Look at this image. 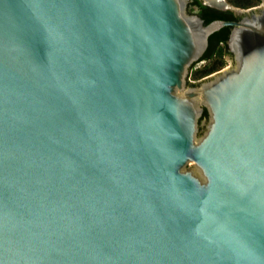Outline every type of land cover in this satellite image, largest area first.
<instances>
[{
  "label": "water",
  "instance_id": "water-1",
  "mask_svg": "<svg viewBox=\"0 0 264 264\" xmlns=\"http://www.w3.org/2000/svg\"><path fill=\"white\" fill-rule=\"evenodd\" d=\"M205 1L0 0V264H264V0Z\"/></svg>",
  "mask_w": 264,
  "mask_h": 264
},
{
  "label": "trees",
  "instance_id": "trees-1",
  "mask_svg": "<svg viewBox=\"0 0 264 264\" xmlns=\"http://www.w3.org/2000/svg\"><path fill=\"white\" fill-rule=\"evenodd\" d=\"M201 7L199 15L205 19L206 23L215 19H234L238 20L241 17L236 15L231 9L219 10L210 6L201 5V0H194ZM230 4L247 9L253 7L260 2V0H227ZM231 31L230 26H226L219 31H216L210 36L209 47L203 57L199 60L207 61L202 67L193 70L194 66L199 62H195L191 68V75L194 79H200L220 69L225 63V55L232 53L229 50L228 39ZM207 117V111L204 112L203 118Z\"/></svg>",
  "mask_w": 264,
  "mask_h": 264
},
{
  "label": "rangeland",
  "instance_id": "rangeland-1",
  "mask_svg": "<svg viewBox=\"0 0 264 264\" xmlns=\"http://www.w3.org/2000/svg\"><path fill=\"white\" fill-rule=\"evenodd\" d=\"M205 1V0H204ZM227 1V0H226ZM228 2V1H227ZM261 3H262V0H260V2H258V4L257 5H255V6H260L261 5ZM232 5V4H231ZM234 6V5H233ZM255 6H253V7H255ZM236 7V6H235ZM237 8H240V7H237ZM251 8V7H250ZM240 9H243V8H240ZM247 9H249V8H247ZM198 62V61H197ZM207 63V61H205V60H202V61H199L195 66H194V69L193 70H196V69H198V68H200V67H202L204 64H206ZM236 65V61H235V58H234V56L233 55H230V54H226L225 55V63H224V65L220 68V69H218L217 71H215V72H213V73H211V74H209V75H206V76H204V77H202V78H200V79H194V77L191 75V74H189V76H188V82L190 83V84H197V83H200V82H202V81H205L206 79H209V78H212L215 74H218L220 71H222L223 69H225V68H232V67H234ZM191 73V72H190ZM204 122H206V121H204ZM203 127H204V124H203ZM189 167L191 168V167H193V164H190L189 165Z\"/></svg>",
  "mask_w": 264,
  "mask_h": 264
},
{
  "label": "flooded vegetation",
  "instance_id": "flooded-vegetation-1",
  "mask_svg": "<svg viewBox=\"0 0 264 264\" xmlns=\"http://www.w3.org/2000/svg\"><path fill=\"white\" fill-rule=\"evenodd\" d=\"M200 3H201V5L210 6V7L219 9V10H227V9H223L222 7H217V6L210 5L209 3H207L204 0H201ZM251 8H253V7H251ZM200 10H201V7H200V5L198 3H196L194 0H189V5H188V11L189 12L198 13L199 14ZM236 15L242 17L243 14L242 15L236 14Z\"/></svg>",
  "mask_w": 264,
  "mask_h": 264
}]
</instances>
